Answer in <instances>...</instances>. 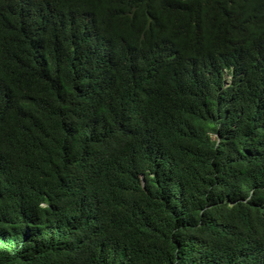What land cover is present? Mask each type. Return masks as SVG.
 <instances>
[{
  "label": "trees",
  "instance_id": "trees-1",
  "mask_svg": "<svg viewBox=\"0 0 264 264\" xmlns=\"http://www.w3.org/2000/svg\"><path fill=\"white\" fill-rule=\"evenodd\" d=\"M0 264H264V0H0Z\"/></svg>",
  "mask_w": 264,
  "mask_h": 264
}]
</instances>
